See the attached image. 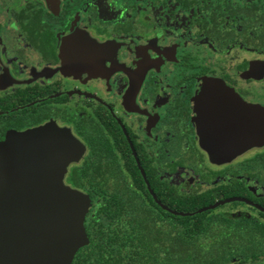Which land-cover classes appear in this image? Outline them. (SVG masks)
<instances>
[{"label": "flooded vegetation", "instance_id": "af4514ba", "mask_svg": "<svg viewBox=\"0 0 264 264\" xmlns=\"http://www.w3.org/2000/svg\"><path fill=\"white\" fill-rule=\"evenodd\" d=\"M45 126L66 186L210 201L223 264H264V0H0V141Z\"/></svg>", "mask_w": 264, "mask_h": 264}, {"label": "water", "instance_id": "95a60500", "mask_svg": "<svg viewBox=\"0 0 264 264\" xmlns=\"http://www.w3.org/2000/svg\"><path fill=\"white\" fill-rule=\"evenodd\" d=\"M83 150L68 130L55 126L11 131L0 141V264H72L88 245L90 198L63 182Z\"/></svg>", "mask_w": 264, "mask_h": 264}, {"label": "trees", "instance_id": "16d2710c", "mask_svg": "<svg viewBox=\"0 0 264 264\" xmlns=\"http://www.w3.org/2000/svg\"><path fill=\"white\" fill-rule=\"evenodd\" d=\"M84 168H75L69 179L85 191L93 205L84 220L89 243L76 253L72 264H223L226 260L224 242L210 240V211H202L210 201L169 195L165 205L173 215L156 205L133 201V195L99 188L97 177L86 180ZM83 172V174H81ZM80 174V175H79Z\"/></svg>", "mask_w": 264, "mask_h": 264}]
</instances>
